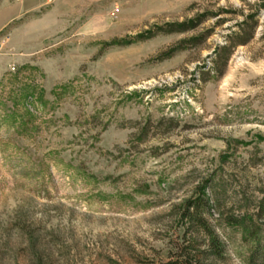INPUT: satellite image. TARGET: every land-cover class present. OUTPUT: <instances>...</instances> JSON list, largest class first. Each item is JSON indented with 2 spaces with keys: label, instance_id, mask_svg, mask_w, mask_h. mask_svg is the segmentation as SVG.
Listing matches in <instances>:
<instances>
[{
  "label": "rangeland",
  "instance_id": "1",
  "mask_svg": "<svg viewBox=\"0 0 264 264\" xmlns=\"http://www.w3.org/2000/svg\"><path fill=\"white\" fill-rule=\"evenodd\" d=\"M0 264H164L205 194L264 193V0H0ZM264 238V219H255Z\"/></svg>",
  "mask_w": 264,
  "mask_h": 264
},
{
  "label": "trees",
  "instance_id": "2",
  "mask_svg": "<svg viewBox=\"0 0 264 264\" xmlns=\"http://www.w3.org/2000/svg\"><path fill=\"white\" fill-rule=\"evenodd\" d=\"M214 206L211 199L201 193L186 202L180 213L186 228L182 235L171 241L172 247L164 264H219L225 260V246L210 222ZM221 217L224 223L243 226L248 235L256 240L249 264H264V238L255 223V219H264V196L252 216L232 214Z\"/></svg>",
  "mask_w": 264,
  "mask_h": 264
},
{
  "label": "crops",
  "instance_id": "3",
  "mask_svg": "<svg viewBox=\"0 0 264 264\" xmlns=\"http://www.w3.org/2000/svg\"><path fill=\"white\" fill-rule=\"evenodd\" d=\"M6 22L7 21H5V22L0 21V30L3 28V26L6 24Z\"/></svg>",
  "mask_w": 264,
  "mask_h": 264
},
{
  "label": "built area",
  "instance_id": "4",
  "mask_svg": "<svg viewBox=\"0 0 264 264\" xmlns=\"http://www.w3.org/2000/svg\"><path fill=\"white\" fill-rule=\"evenodd\" d=\"M3 42H4V40H3V41H1L0 45H3ZM0 48H1V46H0Z\"/></svg>",
  "mask_w": 264,
  "mask_h": 264
}]
</instances>
